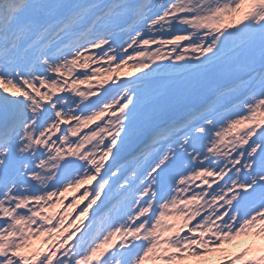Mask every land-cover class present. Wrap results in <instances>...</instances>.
Returning a JSON list of instances; mask_svg holds the SVG:
<instances>
[{
    "label": "snow or ice",
    "instance_id": "1",
    "mask_svg": "<svg viewBox=\"0 0 264 264\" xmlns=\"http://www.w3.org/2000/svg\"><path fill=\"white\" fill-rule=\"evenodd\" d=\"M0 264H264V0H0Z\"/></svg>",
    "mask_w": 264,
    "mask_h": 264
},
{
    "label": "rangeland",
    "instance_id": "2",
    "mask_svg": "<svg viewBox=\"0 0 264 264\" xmlns=\"http://www.w3.org/2000/svg\"><path fill=\"white\" fill-rule=\"evenodd\" d=\"M119 79L122 81V80H124V79H126V78H119ZM80 87H81V88H87L88 85L85 84V85H81ZM105 119H106V117H105ZM98 123H103V121H98ZM93 127H94V125H93ZM85 130H87V129H85ZM128 159H129V161H128ZM125 160H126V166H127L128 168H130V167L132 166V164H133L132 160H130V158H127V157L125 158ZM125 160H122L121 163H124ZM110 162H111V158H109V161H107L106 164H107V163H110ZM102 171H103V170H102ZM95 183H96V181L90 182L89 185H85L84 187H86V188L92 187V186L95 185ZM82 191H83V188H82L79 192L75 193L74 195L79 196L80 192H82ZM102 199H103V197H102ZM70 200H71V196H69L68 199L65 200V204L69 203ZM84 203H87V201L85 200V201H84L83 203H81V204L79 205V207H77L76 209H71V210H69V211L72 212V215H73V216H75V214L79 212V208H80V207H83ZM99 203H100V202L98 201L97 204H99ZM95 209H96V206L94 205V206H93V209L89 212V217H88V219L82 218V221H83V224L81 225L82 227H83V225H87V224H88L89 219H90L91 216H92V211H95ZM58 210H59V211H63L64 209L61 207V208H59ZM77 223H80V221H78Z\"/></svg>",
    "mask_w": 264,
    "mask_h": 264
},
{
    "label": "bare ground",
    "instance_id": "3",
    "mask_svg": "<svg viewBox=\"0 0 264 264\" xmlns=\"http://www.w3.org/2000/svg\"><path fill=\"white\" fill-rule=\"evenodd\" d=\"M157 2V0H153V3H156ZM124 39H127V36L125 35L124 36ZM153 47V49L156 47L155 45H153L152 46ZM96 65H93V67H95ZM107 65H105V67H106ZM137 75H142V73H140V72H137L136 70H134V69H129V68H121L120 69V71L118 72V73H116V74H114V78H116V77H118V78H126V79H128V78H132V79H135V77L137 76ZM85 131H87V130H85ZM131 160V159H130ZM135 167V163L133 162V164H132V166L130 167V168H128L129 170H131L132 168H134Z\"/></svg>",
    "mask_w": 264,
    "mask_h": 264
}]
</instances>
